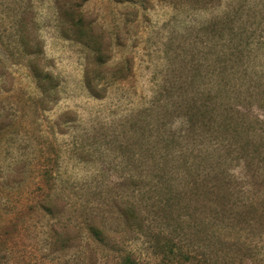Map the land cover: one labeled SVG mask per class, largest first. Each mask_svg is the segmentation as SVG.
Here are the masks:
<instances>
[{
    "label": "rangeland",
    "instance_id": "obj_1",
    "mask_svg": "<svg viewBox=\"0 0 264 264\" xmlns=\"http://www.w3.org/2000/svg\"><path fill=\"white\" fill-rule=\"evenodd\" d=\"M128 253L264 264V0H0V264Z\"/></svg>",
    "mask_w": 264,
    "mask_h": 264
},
{
    "label": "trees",
    "instance_id": "obj_2",
    "mask_svg": "<svg viewBox=\"0 0 264 264\" xmlns=\"http://www.w3.org/2000/svg\"><path fill=\"white\" fill-rule=\"evenodd\" d=\"M34 76H35L36 80L38 81L39 86L43 90L46 88L47 81H50V79L52 78V75H51V73L49 71H45V70H43L41 68L40 69L34 68ZM127 217H129L132 220V222L137 217V216H135L133 214L132 208L128 209ZM88 230H89V234L92 237V239L94 241H97V242H102V243L106 242V240L109 239V237L111 235L108 232V230H105V228L102 227L95 220L92 221V222L90 221V223L88 225ZM168 251L170 253H175V249L172 248V247L169 248ZM177 257H179V256H177ZM182 257L186 258V259L189 258L188 254H184V252H181L180 259ZM180 259H178V260H180ZM119 264H136V260H135V258L133 257V255L131 253H128V254H125L123 256V258L120 260Z\"/></svg>",
    "mask_w": 264,
    "mask_h": 264
}]
</instances>
